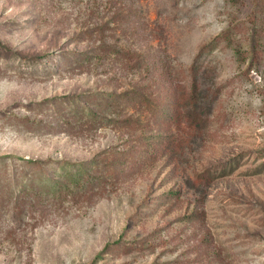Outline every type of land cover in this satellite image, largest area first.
I'll return each mask as SVG.
<instances>
[{
    "label": "rangeland",
    "instance_id": "obj_1",
    "mask_svg": "<svg viewBox=\"0 0 264 264\" xmlns=\"http://www.w3.org/2000/svg\"><path fill=\"white\" fill-rule=\"evenodd\" d=\"M0 264H264V0H0Z\"/></svg>",
    "mask_w": 264,
    "mask_h": 264
},
{
    "label": "trees",
    "instance_id": "obj_2",
    "mask_svg": "<svg viewBox=\"0 0 264 264\" xmlns=\"http://www.w3.org/2000/svg\"><path fill=\"white\" fill-rule=\"evenodd\" d=\"M263 11V4L261 3V1H260V3H258V7L256 8V10H255V12H254V14H253V21L254 22H257L256 21V19L259 17V13L260 12H262ZM226 38H229L228 36H227V32H225V33H223V34H221L220 36H218L217 37V39H216V41L217 42H221V41H223V40H227ZM194 68H195V65H194ZM194 87H195V85H194ZM140 93V92H139ZM137 95H139L140 97H139V101L143 104V103H146L148 106H152L153 107V105H152V103H151V101L149 100V99H147V98H145L144 97V95H142L141 93L140 94H138V93H136V96ZM111 97H114V100L113 101H107V104H112V107H113V109L114 110H117L118 109V102H121V99L122 98H125L126 96L125 95H120V94H112L111 93ZM117 99H120V100H117ZM72 104H75V101L72 103ZM99 107H101V102L99 103ZM74 109H72V111H68V112H70V115L73 117V118H75L76 120H79V118H84L85 116H87L88 114H87V111L82 107V109H77V110H74ZM90 113H91V115H90V117H89V121L88 122H90V123H92V124H95V123H97L98 121H100V120H102V119H106L107 121H106V123H108V122H111V123H114V122H123V123H127L128 121H119L118 119H113V118H111V117H106V116H104V115H101L99 112H95V111H93V109H90ZM104 121V120H103ZM93 165H94V168H92L91 169V172H88V173H86L85 175H82V178L81 179H83V181H86L88 184H90L91 186L87 189V190H92V189H94V188H99V187H101L100 186V184L93 178V176H94V174H93V172L94 171H97L98 170V166H99V163L98 162H93ZM104 166H107V165H104ZM208 173V175H209V177L212 175L211 173H209V171L207 172ZM211 174V175H210ZM207 174H206V176H208ZM205 176V175H204ZM205 176V177H206ZM102 178V180L104 181L105 179H104V177H101ZM53 180H55V179H53ZM100 181L101 183L103 182V181ZM82 181V182H83ZM81 182V183H82ZM80 183V182H79ZM78 183V184H79ZM86 183V184H87ZM62 184V183H61ZM26 190L27 189H25L24 190V193H26ZM67 192H68V194H70V196H73V194H75L73 191H70V189H68L67 190ZM28 195V193L25 195V197ZM75 196V195H74Z\"/></svg>",
    "mask_w": 264,
    "mask_h": 264
}]
</instances>
